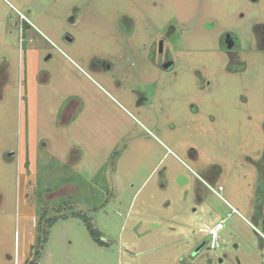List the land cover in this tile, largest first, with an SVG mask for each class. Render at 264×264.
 <instances>
[{
    "label": "rangeland",
    "instance_id": "obj_1",
    "mask_svg": "<svg viewBox=\"0 0 264 264\" xmlns=\"http://www.w3.org/2000/svg\"><path fill=\"white\" fill-rule=\"evenodd\" d=\"M34 259L264 264V0H0V264Z\"/></svg>",
    "mask_w": 264,
    "mask_h": 264
},
{
    "label": "trees",
    "instance_id": "obj_2",
    "mask_svg": "<svg viewBox=\"0 0 264 264\" xmlns=\"http://www.w3.org/2000/svg\"><path fill=\"white\" fill-rule=\"evenodd\" d=\"M53 223H54V221H50V222L48 223V225L50 226V225H52ZM87 229H88V231H89L91 237L93 238V240H94L95 242H97V243L100 244V245H103V244H104V242H102V241L100 240V237H99V235H98V232H97V231L92 227V225H91L90 223H88V222H87ZM44 235H45V234H44ZM43 239H44V240H43V242H44V241L46 240V236H44ZM41 247H42V241L39 239V241H38V243L36 244L35 248L33 247V249H32V251H33V252H32V255H34L35 257L38 256ZM36 263H37V260L34 259L33 261L31 260L28 264H36Z\"/></svg>",
    "mask_w": 264,
    "mask_h": 264
},
{
    "label": "flooded vegetation",
    "instance_id": "obj_3",
    "mask_svg": "<svg viewBox=\"0 0 264 264\" xmlns=\"http://www.w3.org/2000/svg\"><path fill=\"white\" fill-rule=\"evenodd\" d=\"M227 41H228V43H223L221 46L223 52L231 59L236 58L238 55V47L236 46V44L232 38H230V39L228 38ZM161 57L162 56L160 55V58ZM107 68L112 69V65H108ZM182 178H183V176H182ZM219 188L222 189L221 186ZM197 191H199V190H197Z\"/></svg>",
    "mask_w": 264,
    "mask_h": 264
},
{
    "label": "built area",
    "instance_id": "obj_4",
    "mask_svg": "<svg viewBox=\"0 0 264 264\" xmlns=\"http://www.w3.org/2000/svg\"><path fill=\"white\" fill-rule=\"evenodd\" d=\"M221 190V188H219ZM235 211V210H233ZM223 228V221L217 223L213 228H210L208 230V235L211 237V247H216L217 246V239H218V233L220 230ZM38 264V263H36Z\"/></svg>",
    "mask_w": 264,
    "mask_h": 264
},
{
    "label": "water",
    "instance_id": "obj_5",
    "mask_svg": "<svg viewBox=\"0 0 264 264\" xmlns=\"http://www.w3.org/2000/svg\"><path fill=\"white\" fill-rule=\"evenodd\" d=\"M182 179H183L182 176H179V180H178V181H179L181 184H182ZM201 247H202V246H200V247L196 250V252H198V251L201 249Z\"/></svg>",
    "mask_w": 264,
    "mask_h": 264
}]
</instances>
